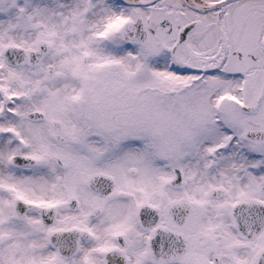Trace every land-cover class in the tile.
Listing matches in <instances>:
<instances>
[{
    "label": "snow or ice",
    "instance_id": "obj_1",
    "mask_svg": "<svg viewBox=\"0 0 264 264\" xmlns=\"http://www.w3.org/2000/svg\"><path fill=\"white\" fill-rule=\"evenodd\" d=\"M0 264H264V0H0Z\"/></svg>",
    "mask_w": 264,
    "mask_h": 264
}]
</instances>
